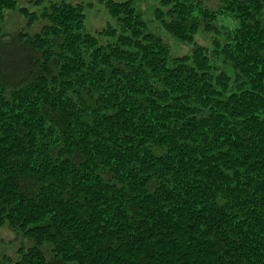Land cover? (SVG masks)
<instances>
[{"label":"trees","instance_id":"1","mask_svg":"<svg viewBox=\"0 0 264 264\" xmlns=\"http://www.w3.org/2000/svg\"><path fill=\"white\" fill-rule=\"evenodd\" d=\"M99 2L0 0V264H264V0Z\"/></svg>","mask_w":264,"mask_h":264},{"label":"rangeland","instance_id":"2","mask_svg":"<svg viewBox=\"0 0 264 264\" xmlns=\"http://www.w3.org/2000/svg\"><path fill=\"white\" fill-rule=\"evenodd\" d=\"M19 4L23 5L24 7H27L30 11H39L42 9L45 5H47L48 2H55V1H61V0H45L46 3H44L41 7H37L35 5H32L29 1L30 0H18ZM74 3H80L83 2L86 4V27L87 30L91 33L96 32L97 30H100L104 28L108 23H112L111 18L107 14L104 6H102L99 2V0H68ZM91 4V5H88ZM148 20V19H147ZM26 25V19L18 14L13 12H7L6 18H5V24L4 29L6 33H13L18 30H24ZM35 28V27H34ZM32 28L31 30H33ZM200 43L207 45L208 40L204 37H201L199 40ZM173 46V45H172ZM179 45L173 46V53L176 54L177 48ZM188 50V47H179L178 53H185ZM11 238V235H9V232L7 230L0 231V242L2 240H9ZM12 250L9 249V252L7 254L11 253Z\"/></svg>","mask_w":264,"mask_h":264}]
</instances>
